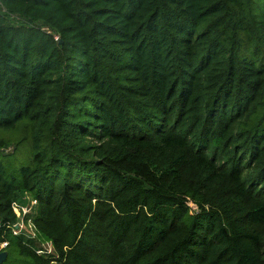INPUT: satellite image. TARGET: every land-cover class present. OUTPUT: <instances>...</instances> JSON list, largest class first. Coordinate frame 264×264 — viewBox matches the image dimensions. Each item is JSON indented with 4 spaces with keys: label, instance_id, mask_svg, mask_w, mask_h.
Wrapping results in <instances>:
<instances>
[{
    "label": "trees",
    "instance_id": "1",
    "mask_svg": "<svg viewBox=\"0 0 264 264\" xmlns=\"http://www.w3.org/2000/svg\"><path fill=\"white\" fill-rule=\"evenodd\" d=\"M9 144L3 264H264V0H0Z\"/></svg>",
    "mask_w": 264,
    "mask_h": 264
},
{
    "label": "built area",
    "instance_id": "2",
    "mask_svg": "<svg viewBox=\"0 0 264 264\" xmlns=\"http://www.w3.org/2000/svg\"><path fill=\"white\" fill-rule=\"evenodd\" d=\"M3 151L13 152L11 147H7ZM13 209L17 216L16 222L3 224L2 220H0V226L3 227L6 226V228L10 229L12 235L15 237H23L26 240L33 242L36 247V252L39 256L56 257L55 247L52 245V243L51 242L41 243L40 241H38L36 233L24 221L25 215H27V213L30 210V202L28 196L25 195L23 201L14 202ZM7 245H8L7 241L0 242V252H3Z\"/></svg>",
    "mask_w": 264,
    "mask_h": 264
},
{
    "label": "rangeland",
    "instance_id": "3",
    "mask_svg": "<svg viewBox=\"0 0 264 264\" xmlns=\"http://www.w3.org/2000/svg\"><path fill=\"white\" fill-rule=\"evenodd\" d=\"M7 147H11L12 151L13 152H5L3 151L4 149H6ZM20 148L16 146V144H9V145H6V146H3V148L0 150L1 154H9V155H12V154H17L16 156H14V158L11 160L13 161L14 163V168L17 169L19 167L22 166V164H27L28 162L24 160V157H23V153L19 150ZM20 151V152H19ZM24 196L21 197V199L19 201H23L24 200ZM56 251V249H55ZM56 254H57V251H56ZM17 260H18V257H17ZM6 264H12V260H10L9 262H7Z\"/></svg>",
    "mask_w": 264,
    "mask_h": 264
},
{
    "label": "water",
    "instance_id": "4",
    "mask_svg": "<svg viewBox=\"0 0 264 264\" xmlns=\"http://www.w3.org/2000/svg\"><path fill=\"white\" fill-rule=\"evenodd\" d=\"M192 209L196 210L197 209V205L196 206L193 205ZM7 255H8V253L6 251L5 252H0V264H3L6 261Z\"/></svg>",
    "mask_w": 264,
    "mask_h": 264
}]
</instances>
